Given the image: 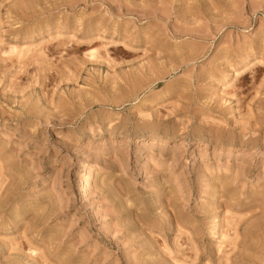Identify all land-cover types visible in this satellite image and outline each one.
Listing matches in <instances>:
<instances>
[{
    "label": "rangeland",
    "instance_id": "obj_1",
    "mask_svg": "<svg viewBox=\"0 0 264 264\" xmlns=\"http://www.w3.org/2000/svg\"><path fill=\"white\" fill-rule=\"evenodd\" d=\"M0 264H264V0H0Z\"/></svg>",
    "mask_w": 264,
    "mask_h": 264
},
{
    "label": "bare ground",
    "instance_id": "obj_2",
    "mask_svg": "<svg viewBox=\"0 0 264 264\" xmlns=\"http://www.w3.org/2000/svg\"><path fill=\"white\" fill-rule=\"evenodd\" d=\"M186 30V29H185ZM184 31V30H183ZM196 31V30H195ZM198 31V30H197ZM186 32V31H185ZM192 32V31H191ZM184 33V32H183ZM188 33V32H187ZM197 33H199V31L197 32ZM201 33V32H200ZM192 34V33H191ZM203 34V33H202ZM13 47H14V45H13ZM16 47V46H15ZM11 50H13V49H11ZM15 50V49H14ZM13 50V51H14ZM18 50V49H17ZM16 50V51H17ZM19 52V51H18ZM247 65H248V61H242L241 63H240V67H239V70H242V69H244V68H246L247 67ZM237 72L238 71H233L232 73H229L228 75H227V77H225V79H224V84L225 83H227L229 80H231V79H233L235 76H237ZM223 83V82H222ZM222 85H219V86H217L216 87V89H220V88H223V86L221 87ZM154 139H156L157 141L158 140H162L159 136L158 137H153V141L152 142H157L156 140H154ZM236 147V146H235ZM83 188V190H82V192H86V187L85 186H83L82 187ZM218 224V221L216 222V225ZM212 230V229H211ZM217 234H216V227L214 228V230H213V238H214V241H217V236H216ZM219 241V240H218Z\"/></svg>",
    "mask_w": 264,
    "mask_h": 264
}]
</instances>
